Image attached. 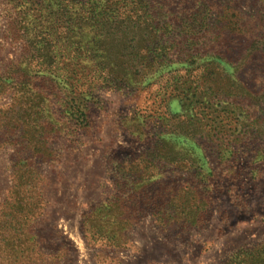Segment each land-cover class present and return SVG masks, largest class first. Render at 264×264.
Returning <instances> with one entry per match:
<instances>
[{
  "label": "rangeland",
  "instance_id": "obj_1",
  "mask_svg": "<svg viewBox=\"0 0 264 264\" xmlns=\"http://www.w3.org/2000/svg\"><path fill=\"white\" fill-rule=\"evenodd\" d=\"M233 1L191 0L186 5L175 0L172 8L204 12L217 32L224 30ZM34 2L0 0V71L21 53L22 40L13 45L6 38L8 25L19 16L31 21ZM238 9L255 16L249 27L252 41L238 36L227 44L228 55L211 54L188 69L175 66L176 71L155 76L140 89H101L94 74L59 66L58 75L69 77L74 92L60 87L52 97L61 121L55 128L60 131L48 140L50 157L41 162L30 156L40 178L22 187L31 196L41 190L44 214L20 232L15 215L8 221L13 224L5 226L1 216L14 213L3 203L14 188L13 168L21 155L16 146L0 148V264H228L236 252L264 243V0H243ZM67 61L71 59L63 55L61 63ZM235 67L238 81L233 79ZM35 84L52 95L47 79H36ZM14 95L8 88L0 108L9 106ZM70 97L75 98L76 109H84L87 127L66 114L63 101L70 103ZM44 107L38 119L49 116ZM161 141L172 143V152L167 146L165 156L179 159V169H160L162 176L144 191L141 201L150 205L149 212L128 231L125 244L117 245L116 234L102 223L85 233V239L84 215L103 204L127 202L133 166L141 156L153 155ZM197 183L202 187L199 195L191 188ZM171 202L208 209L206 216L191 212L204 224L182 227L179 224H187L184 217L189 221L192 217L180 214L178 225L160 231L152 207ZM19 238L21 247L11 243Z\"/></svg>",
  "mask_w": 264,
  "mask_h": 264
},
{
  "label": "trees",
  "instance_id": "obj_2",
  "mask_svg": "<svg viewBox=\"0 0 264 264\" xmlns=\"http://www.w3.org/2000/svg\"><path fill=\"white\" fill-rule=\"evenodd\" d=\"M180 1L186 5L191 2ZM233 2L232 14L231 8L227 7L226 14L229 16L224 21V30L219 29L217 32L210 28L209 16L204 12L193 8L182 12L174 10L175 0H35L29 11L31 21L19 16L8 25L6 38L13 45L21 43V40L22 44L18 59L10 61L6 71H0L3 74L0 76V98L5 96L8 88L17 94L9 106L0 108V148L9 145L15 150L18 147L16 151L21 157L15 161L13 168L14 188L3 203L4 209L5 205L10 204L9 211L12 209L14 213L2 214L1 217L6 220L3 225H12L13 220L8 221L15 215V224L20 232L44 214V206L40 201L41 190L33 189L31 196L22 187L40 178L37 169L34 170L32 166V157L41 162H44V157H50L48 140L60 131V128H55L61 125V121L52 108V97L57 95L60 87L66 93L71 92L73 95L74 92L69 77L63 79L58 75L60 65L62 69L67 64L77 68L80 73L94 74L101 89L124 91L143 88L148 81L155 80V76L176 71L173 68L175 66L181 65L188 69L211 54L228 55L230 45L227 47V44L238 36L252 41L254 35L249 27L255 23V16L238 9L243 5V0ZM236 12L245 16H238ZM213 39L215 41L208 45L207 42ZM59 54L62 56L56 60ZM63 55L71 62L61 63ZM34 63L36 70L33 69ZM234 78L239 80L236 67ZM36 79L49 81L51 96L45 95L36 86ZM70 98V103L65 99L63 101V107L67 106L69 110L66 114L80 126L87 127L89 121L84 109H76L73 105L75 98ZM42 104L46 109L44 113L49 116L38 119ZM159 145L160 148L154 150L153 155L141 156V161L133 166L135 171L129 175L133 180L127 186L130 188L127 202L118 200L119 203L112 205L103 204L84 215L82 225L85 239L87 233L95 231L96 227L99 228L97 225L102 223L107 227L106 231L116 234L117 245L122 247L125 244L128 231L136 227L140 218L149 212L150 205L141 201L144 191L156 184L155 178L162 176L160 169H165V166L176 167L181 163L172 155L165 156L167 146L172 152V143L161 141ZM198 187L201 184L191 186L199 195ZM31 199L33 202H29ZM152 208L155 226L160 231H166L179 223L176 217L180 214H185L189 219L192 217V220L184 217V223L187 224L179 225L187 229L199 227L204 224L202 219L196 218V214L191 212L200 211L206 216L208 210L186 204L179 206L172 202ZM25 240L28 242L26 237ZM13 242L21 247V238ZM33 244L36 246L35 241ZM23 253L21 250L20 254ZM228 264H264V243L236 252Z\"/></svg>",
  "mask_w": 264,
  "mask_h": 264
}]
</instances>
